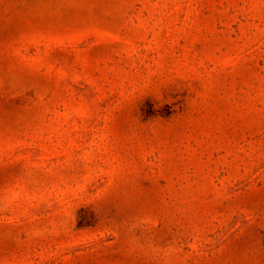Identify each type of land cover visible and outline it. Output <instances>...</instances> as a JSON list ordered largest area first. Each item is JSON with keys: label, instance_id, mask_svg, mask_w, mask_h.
Returning <instances> with one entry per match:
<instances>
[{"label": "rangeland", "instance_id": "1", "mask_svg": "<svg viewBox=\"0 0 264 264\" xmlns=\"http://www.w3.org/2000/svg\"><path fill=\"white\" fill-rule=\"evenodd\" d=\"M0 264H264V0H0Z\"/></svg>", "mask_w": 264, "mask_h": 264}]
</instances>
